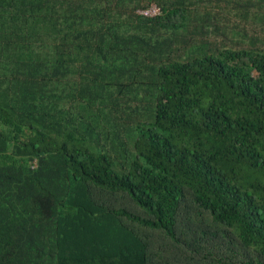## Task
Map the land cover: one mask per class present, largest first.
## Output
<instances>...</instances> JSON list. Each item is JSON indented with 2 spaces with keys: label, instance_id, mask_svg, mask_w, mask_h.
<instances>
[{
  "label": "trees",
  "instance_id": "16d2710c",
  "mask_svg": "<svg viewBox=\"0 0 264 264\" xmlns=\"http://www.w3.org/2000/svg\"><path fill=\"white\" fill-rule=\"evenodd\" d=\"M0 264H264V0H0Z\"/></svg>",
  "mask_w": 264,
  "mask_h": 264
},
{
  "label": "rangeland",
  "instance_id": "374dc122",
  "mask_svg": "<svg viewBox=\"0 0 264 264\" xmlns=\"http://www.w3.org/2000/svg\"><path fill=\"white\" fill-rule=\"evenodd\" d=\"M225 13L226 14H228V15H231V18H226V20H225V25H231L230 23H232V21H234L233 19H235L233 16H232V13H233V11H228V8H225ZM236 23H237V25H238V27L239 28H243L244 29V31L246 32V35L248 36V37H250V36H253L254 34H253V29H256L257 30V28H256V25H255V23L252 21V19L251 18H247V20H245V21H240L239 19H236ZM227 38L228 39H232V34H228L227 35Z\"/></svg>",
  "mask_w": 264,
  "mask_h": 264
},
{
  "label": "built area",
  "instance_id": "2783aa9c",
  "mask_svg": "<svg viewBox=\"0 0 264 264\" xmlns=\"http://www.w3.org/2000/svg\"><path fill=\"white\" fill-rule=\"evenodd\" d=\"M139 13L150 16L158 13V9L154 5H151L148 9L140 11Z\"/></svg>",
  "mask_w": 264,
  "mask_h": 264
}]
</instances>
